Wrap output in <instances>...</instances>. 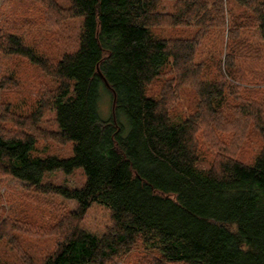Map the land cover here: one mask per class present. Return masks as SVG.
<instances>
[{"label":"trees","instance_id":"trees-1","mask_svg":"<svg viewBox=\"0 0 264 264\" xmlns=\"http://www.w3.org/2000/svg\"><path fill=\"white\" fill-rule=\"evenodd\" d=\"M160 1L45 5L58 18H83L76 49L56 61L17 34L6 35L7 46L0 41L4 52L25 57L56 78L51 97L56 134L60 142L72 144L70 157L37 156L32 154L36 134L0 131L2 172L31 186L35 202L53 209L60 220L54 251L39 263L25 257V264H106L139 241L168 263L264 264V104L248 96L264 95V69L241 74L236 60L246 42L238 30L247 26V17L243 25L235 15L228 23L225 19L228 7H244V14H251L248 26L264 40V0H214L211 7L189 1L183 15H194L201 35L210 22L229 33L222 49L227 54L215 61L213 80L196 76L203 67L195 63L191 40L172 41L154 33ZM172 70L181 80L198 77L201 95L197 111L177 122L148 93L150 84ZM102 89L111 97L108 119L100 115ZM230 121V137L218 139L230 153L214 167L199 169L196 134L201 123L216 129ZM251 132L259 137L260 149L248 163L241 157ZM79 168L87 175L81 188L43 182L49 172L72 174ZM50 195L75 200L77 207L68 209ZM8 201L7 190L0 191V241L20 225L2 206ZM94 205L110 212L111 224L102 234L82 224Z\"/></svg>","mask_w":264,"mask_h":264},{"label":"rangeland","instance_id":"rangeland-1","mask_svg":"<svg viewBox=\"0 0 264 264\" xmlns=\"http://www.w3.org/2000/svg\"><path fill=\"white\" fill-rule=\"evenodd\" d=\"M42 3H41V2ZM0 0V41L1 46H7L6 35L14 33L21 36L24 43L37 47L49 60L56 61L64 53L76 49L81 33L83 18L64 19L60 15L45 10V5H54V2L63 8L70 6V0ZM190 0H161L157 6L161 20L154 27V33L160 38L172 41L181 39L194 43L197 53L195 63L199 62L203 69L196 76L204 80L215 78V61L225 57L227 50L223 46L228 37V31H222V26H214L210 22L201 35V25L194 15H183L184 9ZM212 6L214 0H197ZM229 8V7H228ZM227 8L226 22L232 15L237 16V24L243 25L247 17V26L239 31V38L246 42L240 48L239 59L236 64L241 70L253 71L264 69V40L261 39L255 28L249 27L251 14H244V7L234 5ZM64 19V20H63ZM229 27V25H228ZM227 27V28H228ZM0 48V111L3 119L0 120V131L6 135L22 136L33 132L38 136L37 144L32 150L33 155L66 158L72 155V144L62 143L57 137L58 123L55 111L51 107V97L57 87V80L44 72L37 65L25 57L8 54ZM238 50V51H239ZM203 72V75H200ZM198 77L191 80H181L182 76L176 71L165 72L160 79L149 85L148 93L170 109L172 121H182L192 116L201 99L198 93ZM248 96L256 102L264 104V95L258 92ZM239 102V100L237 99ZM202 107V104H201ZM100 115L108 119L111 115V97L106 89L101 91ZM231 107L229 106V109ZM232 109V108H231ZM206 113V112H204ZM20 117V118H19ZM230 117V116H228ZM227 118V120H231ZM237 117L235 121L240 123ZM235 123V122H234ZM233 122H226L224 127L214 129L209 123H201L196 138L198 141L199 169L207 170L214 167L221 158L227 157L228 145L218 139L230 137L229 131ZM248 139L247 150L241 157L251 163L260 149L259 137ZM87 180L82 168L72 174L61 170L49 172L43 182H52L74 188H81ZM7 190L10 202L4 203L6 213L18 219L20 224L14 229L12 237L0 241V262L4 264H25V257L30 256L35 262H41L50 255L57 246L60 236L56 232L58 215L47 205L39 206L31 186L2 172L0 169V191ZM53 196L58 202L65 203L68 209H75L77 202L66 199L61 195ZM58 204V203H57ZM82 224L92 232L102 234L111 224L110 212L104 207L94 205ZM5 216H8L5 214ZM26 223V224H25ZM36 226V228H34ZM34 228V229H33ZM106 264H178L162 261L160 254L148 249L141 241L135 244L128 252L114 257Z\"/></svg>","mask_w":264,"mask_h":264}]
</instances>
